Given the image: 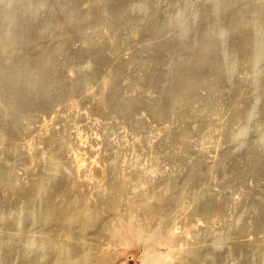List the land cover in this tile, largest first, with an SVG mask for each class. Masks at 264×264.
<instances>
[{"label": "bare ground", "instance_id": "6f19581e", "mask_svg": "<svg viewBox=\"0 0 264 264\" xmlns=\"http://www.w3.org/2000/svg\"><path fill=\"white\" fill-rule=\"evenodd\" d=\"M44 1L45 5L38 0H0V151L7 160L0 162V184L4 181L17 198V204L11 209L12 218H2L4 224L15 231L8 241L0 237V264H127L136 256L142 264H226L222 259L225 252L237 258V264H264L263 243L250 238L243 242L236 240L245 233L246 227H256L257 216L238 224L226 218L228 196H216L211 187L195 190L196 179L203 177L207 166V162L204 164L201 159L190 162L191 170L181 183L187 193L196 194L195 202L187 213L188 219L196 222L203 219L207 224L201 221L194 226L193 239L183 243V248L170 247L162 239L163 233L174 236L176 222L172 224L171 215L176 201L178 203L183 196L180 184L168 185L157 193L147 188L138 190L136 184L129 188L131 180L148 188L150 185L142 181L137 169L124 174L117 161L114 162L117 166L112 168L103 161L108 174L104 181L106 190L90 193L86 190L90 182L78 178L83 167L81 154L63 144L58 129L45 130L35 137L38 143L47 144V153L51 157L49 171H37L26 185L17 184L12 173L4 172V166L9 162L25 161L27 165L29 160L33 161L38 156L39 146L31 151L29 143L23 150L15 145L21 133L18 117L27 115L34 118L31 108H50L53 102L78 91L85 79L100 77L102 94L97 98H92V94L85 97L92 100L90 105L98 114L101 112L102 115L104 107L117 108L121 112L119 115H127L140 106H147L158 119L169 112L181 114L185 103L196 96L193 84L206 73L219 72L225 78L236 63L251 65L252 73L253 70L254 73L263 71L264 0H194L197 8L189 17L185 14L189 0H177L167 9H153L151 0ZM38 10L57 13L58 17L47 21L37 14ZM102 25L112 30L124 26V31L117 29L112 41H108L99 34ZM83 27L92 30L84 32ZM142 34L153 42L147 59L155 66H166L151 80L159 91L157 104L142 96H119L124 62L118 61L109 73L101 75L100 72L108 56L114 57L124 46L136 43ZM74 38H81L85 47L73 51L71 42ZM79 57L84 58V63L77 67L76 77L72 75V78L71 71L69 76L62 73L64 65L75 64ZM218 83L219 80L215 81V86ZM243 87L244 83L236 81L229 89L232 93V89ZM227 93L230 98L229 91ZM249 96L251 99L246 100L236 115L253 122L252 111L264 100V82ZM43 120V123L47 122ZM136 124L133 125L139 129L140 123ZM236 128H223V135L233 145V155L240 154L246 158V161L241 159L243 163L247 162L243 170H251L252 173L263 170L264 156L257 155L255 147L260 142L264 143V129L250 135V131ZM65 155L72 164L68 172L63 168L64 161H59ZM225 160L224 157L214 160L213 168L219 165L223 168ZM207 171H210L208 167ZM252 177L257 178L255 175ZM244 198V201L239 200L232 205V213L238 219L242 216L241 206L246 209L250 204L258 213L264 209V186L256 192L247 191ZM216 223H220V227H216ZM24 224L29 225L28 231L23 230Z\"/></svg>", "mask_w": 264, "mask_h": 264}, {"label": "rangeland", "instance_id": "374dc122", "mask_svg": "<svg viewBox=\"0 0 264 264\" xmlns=\"http://www.w3.org/2000/svg\"><path fill=\"white\" fill-rule=\"evenodd\" d=\"M38 1L39 3H41V5H45L44 0ZM175 1L178 2L179 0H151L150 5L153 9L154 7L155 9H157V7L168 8L173 3H176ZM189 2L190 3L188 4L185 12L187 17L191 16L194 10H196L197 8L196 1L194 3V0H189ZM37 14H40L39 16L44 17L47 21H54L58 17L57 13H48L45 11L43 12L42 10H38ZM52 17L54 19H52ZM101 27V32L99 34H101L106 40L109 39L108 41H112L113 33L115 34L116 31H124V26H119V28L113 30L110 29L107 25H102ZM82 30L84 32L86 31L90 33L92 29L90 27H83ZM165 36H167V34ZM226 40L228 42L227 35ZM142 43H144L145 45ZM152 44L153 42L150 40L148 41L147 37H145V34H142V36L139 37V40H137L136 43L124 46L114 57L112 55L108 56L107 61L101 65L100 72L101 75H103V73H107L108 71L110 72L115 64L118 63V61L124 62L125 69L120 78V88L118 91L121 98L122 96L124 97V94L125 96H142L149 102H153L152 104L158 103L157 98H159V91L155 87H153L151 80L152 77L158 75L161 71L164 70V68L166 69V66H155L151 61H149V59H147L153 49ZM84 47L85 42L81 38H74L71 42V49L73 51H78ZM138 54L139 57L137 56ZM183 56H185V53H183ZM83 63L84 58L79 57L75 64L70 63L64 65L62 67V73L68 76L71 74V76L73 75L74 77H76L77 67L82 65ZM232 67L233 70L231 74L229 76H226L228 77V79L226 77H221V73L219 72H209L204 74L198 82L193 84V89L196 93V96L185 103L181 114L169 112V114L167 113L162 117H159L160 119H157V116H155L152 113L153 111L150 110L149 107L147 108V106H140L127 115H119L121 112L117 108L104 107V109L102 110V115L101 112L98 114L97 111L93 110L91 106L92 104L90 105V102L92 100H89V98L85 97L87 94H92V98H97V96L102 94L104 90H102V87L100 86V77L94 79H85L83 81L84 84L82 83L78 91L71 92L63 100H57L53 102L50 108L46 110L31 108L30 110L34 118L31 119L27 115L18 117L21 127V133L18 139L15 140V145L18 147V149L23 150L27 148L25 144L29 143V145L31 144L32 147L31 148L29 146V149L31 151L39 146L40 148H38V156L33 161L29 160V163L27 165L24 163L25 161H19L15 164H10L12 162H9L4 166V172L5 174L12 173L16 177L15 182L17 184L26 185L30 182L31 176L37 171H49L48 162L51 157L47 153V144L45 145L43 143H38V140L35 141V137L41 132V134H43L45 130L58 129L60 131L61 138L63 139V144H65L69 150L74 149L75 152L78 151L79 154H81L80 156L82 157V160L80 163L83 167L80 169V175L78 176V178L85 179L90 182L87 186L88 189L86 188V190H89L88 192L90 193L91 191L94 192V190L96 191L98 189L106 190L104 187V181L107 179L108 174L104 170V163H106V166H110L111 168L113 166L115 167L116 164L119 165V168L123 167L124 174H127L131 170L137 169L136 171L138 172V174L140 173L139 176L140 178H142V181L144 180L150 185V187L148 188L147 185H141L140 182L131 180L129 182L130 184L128 183L129 188H134L137 185L139 188H135H137L138 190L147 188L151 192L157 193L159 191H164L168 185L180 184L183 196L178 203L176 201L175 210H173V213L171 215V217H173L171 218V220H173L172 224L174 225V223L176 222L173 230L174 236L171 237V235H166L165 233H163L162 239L164 243L170 247L176 245L183 248V243L189 242L193 239L194 231L192 228H195L197 224H207L203 219L197 220V222L190 221V219H188L187 213L189 207H191L195 202L196 194L193 195L192 193H187L184 189L183 184L181 183V181L189 174L191 170L190 162L195 159H201L204 164L207 162L205 164L207 166L205 167L206 170L203 177L196 179L195 190L199 191L201 188L204 189L207 187H211L210 189L214 192V194H216V196H228V209L226 208V212H228V215L226 218L232 219L238 224H242L245 219L257 216L258 224L256 225V227H246V231L243 234L244 236L241 235L237 237L236 240L239 242H243L250 238L251 240H256L264 244V209L260 210V213H258L255 207L253 208L250 204H248L250 207L246 209L245 207L241 206L240 209L242 210L240 214L242 216L239 217V219L232 213L233 203L244 201V197L247 191L251 190L253 192H256L259 188L264 186V169L261 171H253V173L251 170H243L245 168L244 164L247 165V162L243 163V161H246L244 160L245 157L240 154L233 155V145L223 135V128L226 127L229 129H235L237 127L236 130L246 129L248 132L250 131V135L258 133L264 129V100L260 101V104L258 103L259 105L257 104V108L254 109L255 111H252L251 116H254L255 118H252L254 120L253 122L252 120L246 121V119H242V117L236 115V111L245 105L246 100L251 99L252 96L249 95H253V93L256 92L257 88L264 82V69L262 68L263 71H260L261 73H254V70L252 73L251 65L248 64L245 65L236 63V65L233 64ZM69 71H71L70 74ZM217 80H219V83L215 86L214 82ZM133 81L137 82V84L135 85ZM225 81H227V83H225ZM236 81L244 83V87L239 90L232 89L231 93V85ZM259 83L260 85H258ZM226 84H228V87ZM226 90L227 92L229 91V94L231 95L230 98ZM121 92L123 94H121ZM241 93L245 95H243L242 97ZM226 95H228V98H226ZM73 99L76 100L74 101ZM70 100H73L72 103ZM88 104L90 107L88 106ZM139 117L141 118V121ZM198 117H200V119ZM43 119H45V121L47 122L43 123ZM241 119L244 121H241ZM135 122L140 123L138 124L139 129L137 128L138 126H136L137 124ZM40 124L43 126H41ZM133 124L136 125L134 126ZM254 127H256V132ZM37 129H40V131ZM102 130L105 132H103ZM107 138H110L111 142L110 139L107 140ZM260 143L256 145L255 148L259 150L255 149V152L257 155L262 157L264 156V143ZM69 144H71L72 147ZM257 146L260 148H258ZM112 150H114V152H112ZM42 151H44L43 154ZM108 152L110 153L108 154ZM231 155L233 156L232 159ZM113 157H115V160L111 159ZM124 157L126 158V161ZM223 157L224 159H227L223 163L225 164V166L223 165L222 168V166L219 165V167L213 168V161L221 159ZM228 158H230V160H228ZM43 160H45V162ZM62 160L64 162H62ZM59 161L63 163V168H65L64 170H66L65 172L71 171V168L69 167H72V164L67 155L62 156ZM119 161L121 162V164ZM0 162H7L5 155L1 151ZM208 163L213 169L216 170L210 168ZM207 167L210 171H207ZM147 171L149 174L147 173ZM234 171H239L240 173H234ZM222 172L223 174H221ZM217 173H219V175ZM252 175H255L257 178L252 177ZM132 181L134 184L132 183ZM215 183H217L218 185ZM226 190H228V193ZM16 201L17 198L12 195L11 188L3 181L0 184V230L2 229L0 231V237H3L7 241L9 236L14 233L15 230L4 224L2 218H12L13 215L10 213L12 207L17 204ZM184 208H186V211ZM180 211L181 213H179ZM175 213H179L180 215H176ZM184 213L186 214L184 215ZM215 226L220 227V223H216ZM29 228L30 227L28 224L23 225V230L28 231ZM231 241H234V239H231ZM225 253L222 255L224 263H238L237 258L231 257L230 255ZM115 264H118V262ZM127 264L142 263L138 256H136L133 262L129 259Z\"/></svg>", "mask_w": 264, "mask_h": 264}]
</instances>
